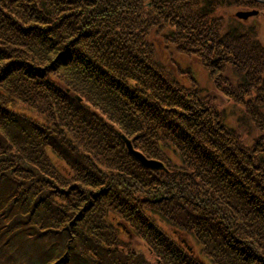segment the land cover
<instances>
[{"label": "trees", "instance_id": "obj_1", "mask_svg": "<svg viewBox=\"0 0 264 264\" xmlns=\"http://www.w3.org/2000/svg\"><path fill=\"white\" fill-rule=\"evenodd\" d=\"M251 4L0 0V264H205L161 220L215 264H264V44L216 11ZM158 37L199 58L219 92L182 83ZM220 94L254 135L226 124ZM116 130L167 171L137 162Z\"/></svg>", "mask_w": 264, "mask_h": 264}, {"label": "rangeland", "instance_id": "obj_2", "mask_svg": "<svg viewBox=\"0 0 264 264\" xmlns=\"http://www.w3.org/2000/svg\"><path fill=\"white\" fill-rule=\"evenodd\" d=\"M252 4L249 7H241V5H235V6H231V7H226V8H221L216 10L217 13L219 14L218 16H220L221 13H224L223 17L225 18V16H231L233 17L236 21L237 20H241L243 22H247V24L251 25V26H256L257 31L259 32V37L261 38L260 40L263 42L264 44V0H251ZM242 11H251L253 12L252 15L245 17H239L238 13L242 12ZM210 27L215 28L216 30V26L212 25V22L210 23ZM157 45V57H159V60L164 62L166 65H169V63H171V61H174L176 64H174V68L175 71H181L183 73L179 74V79L182 83H184L185 85H190L192 80H195V82L207 89V90H215L214 92H219V90L215 89V85L213 83V80L211 78V75L209 73V71L206 69V67L203 65V63H201L200 59L197 58L196 56L193 55H186L183 53H179L177 52V50H175V48L173 46H169L167 47L166 44H164L162 38L158 39H154ZM234 40H243V38L239 37L237 38V36L234 38ZM220 97L222 99V106L224 109V120L226 122V124L228 126L231 127H235L237 128L239 131L241 132H245V131H249L250 134H255V131L252 129L253 123L252 121H249V119L243 114V107L241 105H235L233 104V102L224 94H220ZM75 98L77 100H81V97L76 95ZM16 108H21L16 107ZM117 125V124H116ZM117 128L118 125L116 126ZM82 131V130H81ZM117 134L120 136V138L122 139V141L124 142L126 148H127V144L125 140H128L130 143V146L132 147V149H134L135 151L140 152L139 150L135 149L133 147L132 144V140L126 136V134L124 133V131H120V130H116ZM84 133V131H82ZM258 133V132H257ZM74 143L77 142V138L72 136ZM79 138V137H78ZM81 139V138H79ZM249 139L251 140V136L249 137ZM76 145V144H75ZM78 147V149L80 151H88V150H94V154H96V147L93 145V143H87L85 145H76ZM47 153L49 155V157L52 159V161H54V163L56 164V166L63 170L65 167H67V165L64 163L65 161H62L63 159H59L54 153L51 152V148L47 147L46 148ZM53 151V150H52ZM145 158H147L142 152H140ZM131 154V153H130ZM171 156L172 160H176V161H180L181 159L177 156H174L172 153H169ZM132 156H134V158L136 159L137 162H140V164H142L144 167L149 168L150 170H163V171H167V168L165 167V165L163 164V162L161 161V167H147L146 165H144L143 163H141V161L139 160V158L133 154H131ZM117 170H115L116 172ZM114 172V174H115ZM113 174V176H114ZM116 178H119L116 174H115ZM152 218L153 215L151 213V210L147 211ZM121 215V213H120ZM157 217L160 219V217L157 215ZM107 219H109L110 221H115V219L117 220V225L116 227L119 228V236L123 239V240H127L128 237L125 234L126 231L128 230L127 227H129L128 224L126 223H122L120 221V219H122V217L118 216V213H116L115 211L111 210L108 213V217H106ZM155 219V218H154ZM160 225L162 227L165 228V230L172 235L171 237L177 241L178 245H179V240L181 242V246L189 253H187L186 251H184L182 248V252L188 254V259H195L197 261H199L200 263H202V261L205 262V264H215L214 260L211 257H208L206 252L202 251V245L200 243V241L197 239L195 233L193 231H188L187 229H176L171 227L168 223V221L166 220H161L160 221ZM116 224V223H115ZM127 226V227H126ZM129 231V230H128ZM173 231H176L177 234H175V232L173 233ZM178 235V236H177ZM142 239V238H141ZM140 239V237L134 238L132 240L133 245L135 248H137V250H139L140 252L144 253L145 257H149L151 258L150 261L152 263L155 262V257L152 256L151 254H149V252L146 253L147 247L145 246V243ZM160 261V260H159ZM157 261V262H159ZM161 263V261H160Z\"/></svg>", "mask_w": 264, "mask_h": 264}, {"label": "water", "instance_id": "obj_3", "mask_svg": "<svg viewBox=\"0 0 264 264\" xmlns=\"http://www.w3.org/2000/svg\"><path fill=\"white\" fill-rule=\"evenodd\" d=\"M253 12L251 11H242L238 13L239 17H247L249 15H252ZM126 144H127V149L135 156H137L139 158V160L141 161V163H143L144 165H146L147 167H161V162L159 161H154V160H148L146 159L140 152L135 151L134 149H132V147L130 146V143L128 140H125Z\"/></svg>", "mask_w": 264, "mask_h": 264}]
</instances>
